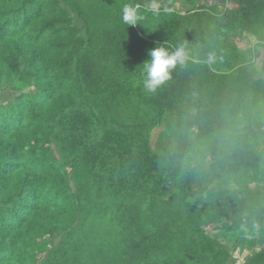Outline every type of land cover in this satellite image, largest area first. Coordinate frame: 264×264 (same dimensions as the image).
<instances>
[{
	"label": "trees",
	"instance_id": "trees-1",
	"mask_svg": "<svg viewBox=\"0 0 264 264\" xmlns=\"http://www.w3.org/2000/svg\"><path fill=\"white\" fill-rule=\"evenodd\" d=\"M171 6L0 0V264H264V0Z\"/></svg>",
	"mask_w": 264,
	"mask_h": 264
},
{
	"label": "clouds",
	"instance_id": "clouds-1",
	"mask_svg": "<svg viewBox=\"0 0 264 264\" xmlns=\"http://www.w3.org/2000/svg\"><path fill=\"white\" fill-rule=\"evenodd\" d=\"M122 22L128 26H136L140 19L135 7L125 4L121 13ZM187 53L185 47H177L174 51L163 45L148 50V59L142 64V86L147 92H155L166 82L176 65L183 64Z\"/></svg>",
	"mask_w": 264,
	"mask_h": 264
},
{
	"label": "crops",
	"instance_id": "crops-1",
	"mask_svg": "<svg viewBox=\"0 0 264 264\" xmlns=\"http://www.w3.org/2000/svg\"><path fill=\"white\" fill-rule=\"evenodd\" d=\"M220 0H153V4H170L172 8L185 11L189 7L197 5L213 6L219 3Z\"/></svg>",
	"mask_w": 264,
	"mask_h": 264
},
{
	"label": "rangeland",
	"instance_id": "rangeland-1",
	"mask_svg": "<svg viewBox=\"0 0 264 264\" xmlns=\"http://www.w3.org/2000/svg\"><path fill=\"white\" fill-rule=\"evenodd\" d=\"M12 95L13 94L11 92H5V93H1L0 92V102H4V101H6L8 99H11ZM156 132L157 131H154L152 133V141H154V139H155ZM207 231H209L211 233H215L216 232V230L211 229V228H207ZM245 254H246V251H244L243 255H241L240 257H238L237 264H241L243 262V259L246 257Z\"/></svg>",
	"mask_w": 264,
	"mask_h": 264
},
{
	"label": "built area",
	"instance_id": "built-area-1",
	"mask_svg": "<svg viewBox=\"0 0 264 264\" xmlns=\"http://www.w3.org/2000/svg\"><path fill=\"white\" fill-rule=\"evenodd\" d=\"M231 6V5H230Z\"/></svg>",
	"mask_w": 264,
	"mask_h": 264
}]
</instances>
